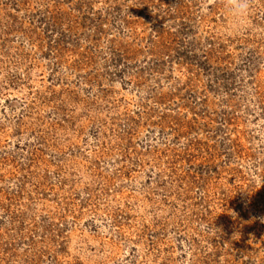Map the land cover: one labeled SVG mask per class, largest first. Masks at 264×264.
<instances>
[{"label":"rangeland","instance_id":"rangeland-1","mask_svg":"<svg viewBox=\"0 0 264 264\" xmlns=\"http://www.w3.org/2000/svg\"><path fill=\"white\" fill-rule=\"evenodd\" d=\"M0 0V264H264V0Z\"/></svg>","mask_w":264,"mask_h":264},{"label":"clouds","instance_id":"clouds-1","mask_svg":"<svg viewBox=\"0 0 264 264\" xmlns=\"http://www.w3.org/2000/svg\"><path fill=\"white\" fill-rule=\"evenodd\" d=\"M208 2L209 0H205V3ZM210 2L222 8L226 18L231 21L228 26L238 33L245 27L253 0H210Z\"/></svg>","mask_w":264,"mask_h":264}]
</instances>
